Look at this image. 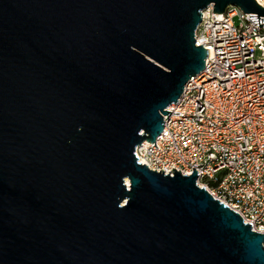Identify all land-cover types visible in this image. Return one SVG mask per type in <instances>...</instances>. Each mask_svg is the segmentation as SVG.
<instances>
[{"label": "water", "instance_id": "95a60500", "mask_svg": "<svg viewBox=\"0 0 264 264\" xmlns=\"http://www.w3.org/2000/svg\"><path fill=\"white\" fill-rule=\"evenodd\" d=\"M256 0H0V264H264V233L139 162L206 68L203 11ZM156 146V143H155Z\"/></svg>", "mask_w": 264, "mask_h": 264}, {"label": "built area", "instance_id": "2783aa9c", "mask_svg": "<svg viewBox=\"0 0 264 264\" xmlns=\"http://www.w3.org/2000/svg\"><path fill=\"white\" fill-rule=\"evenodd\" d=\"M250 15L258 14L235 5L203 11L196 39L209 49L206 68L168 108L179 114L166 115L163 132L136 154L165 174L196 167L201 187L264 233V19L259 27Z\"/></svg>", "mask_w": 264, "mask_h": 264}]
</instances>
